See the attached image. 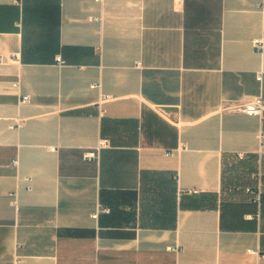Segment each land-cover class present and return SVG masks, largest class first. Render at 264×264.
Returning <instances> with one entry per match:
<instances>
[{"label": "crops", "instance_id": "1", "mask_svg": "<svg viewBox=\"0 0 264 264\" xmlns=\"http://www.w3.org/2000/svg\"><path fill=\"white\" fill-rule=\"evenodd\" d=\"M263 35L264 0H0V264H264V121L230 108Z\"/></svg>", "mask_w": 264, "mask_h": 264}, {"label": "built area", "instance_id": "2", "mask_svg": "<svg viewBox=\"0 0 264 264\" xmlns=\"http://www.w3.org/2000/svg\"><path fill=\"white\" fill-rule=\"evenodd\" d=\"M254 45L256 48H258L259 50H263L264 49V35L261 36V37H257L255 40H254ZM59 60L61 61V58L59 57ZM138 64L140 65L141 62H138ZM260 79H262L264 76L261 73H259V76H258ZM92 86H96V84L92 85ZM29 98H30V95H24L22 100H24L23 102H26V101H29ZM230 108L232 110H236V111H241V112H245V113H248V114H258L260 115L262 118H263V121H264V97L263 95H257L255 97H253L252 99L246 101V102H242V103H238V104H234L232 106H230ZM263 137H264V133H263ZM110 145V141L109 139L107 138H103L101 141H100V144L97 148H94L93 150L91 151H88L86 156L88 158H97L98 155H99V149L104 147V146H108ZM248 190L250 191H253L252 188H247ZM259 193H261L262 191V186H259ZM260 196V195H259ZM99 215L98 213H95L94 216H97ZM170 249L172 250H175L177 251L179 248H177L176 246H170ZM264 256V254H263Z\"/></svg>", "mask_w": 264, "mask_h": 264}]
</instances>
